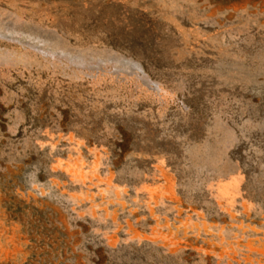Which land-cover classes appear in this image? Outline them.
Segmentation results:
<instances>
[{
	"label": "rangeland",
	"instance_id": "rangeland-1",
	"mask_svg": "<svg viewBox=\"0 0 264 264\" xmlns=\"http://www.w3.org/2000/svg\"><path fill=\"white\" fill-rule=\"evenodd\" d=\"M0 264H264V0H0Z\"/></svg>",
	"mask_w": 264,
	"mask_h": 264
}]
</instances>
